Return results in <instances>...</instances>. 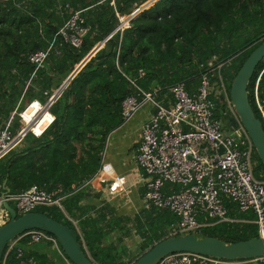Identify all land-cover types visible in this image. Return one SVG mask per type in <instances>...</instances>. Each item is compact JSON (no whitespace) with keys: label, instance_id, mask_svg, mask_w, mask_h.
Segmentation results:
<instances>
[{"label":"trees","instance_id":"16d2710c","mask_svg":"<svg viewBox=\"0 0 264 264\" xmlns=\"http://www.w3.org/2000/svg\"><path fill=\"white\" fill-rule=\"evenodd\" d=\"M71 10L81 11L89 28L79 48L66 43L60 34ZM136 12L128 27L118 30L121 19ZM262 41L264 0H115L114 6L111 0H0V128L15 111L26 108L25 101L45 102V92L60 89L104 42L51 108L54 123L39 137L29 133L0 160V197L7 192L24 193L34 186L60 192L66 196L63 209L57 205L40 206L34 212L74 229L84 251L96 264L117 261L109 257L112 250L101 248L102 239L114 234L139 237L137 258L120 264L135 263L169 237L168 228L178 223V217L153 206L133 218L117 217L107 204L92 205L101 196L91 183L86 184L101 167L107 136L122 125L124 100L138 93L132 82L159 97L182 82L192 92L200 85L199 75L207 63L217 57L225 63L222 75L230 87ZM38 51L49 53L40 69L29 61ZM263 68L264 61L248 91L251 106L264 128L255 100V86ZM258 91L264 101V76ZM217 103L220 116L224 106L219 100ZM45 124L47 117L41 118L38 130ZM20 128L17 117L11 129L17 134ZM253 159L254 176L264 181V165L256 151ZM225 203L233 221L208 220L196 236L214 237L226 244L258 238L256 214L240 212L230 199ZM10 204L15 207L13 202ZM9 220L8 212L2 208L0 226ZM27 243L29 239L22 241L23 246ZM27 255L37 264H59L37 251Z\"/></svg>","mask_w":264,"mask_h":264},{"label":"built area","instance_id":"2783aa9c","mask_svg":"<svg viewBox=\"0 0 264 264\" xmlns=\"http://www.w3.org/2000/svg\"><path fill=\"white\" fill-rule=\"evenodd\" d=\"M111 5H115V0H111ZM136 14L138 12L132 16ZM130 18L126 21L122 18L118 30L127 28ZM88 32L82 12L71 10L60 34L66 43L79 48ZM48 55L47 51H38L30 56L29 61L40 69L45 66ZM224 65L213 57L199 75L200 85L192 92L184 82L172 86L170 106H165L156 94L145 92L135 82L132 83L138 90L137 95L126 98L122 104L123 126L145 107L153 108L142 127L136 160L142 169L146 205L169 210L178 217V223L169 229V236L195 234L208 225V220L233 221L225 203V199H230L240 212L253 211L256 214L258 238L264 240V181L254 176L255 146L232 102L231 86L222 75ZM263 76L264 68L255 86V100L264 118V101L258 91ZM56 93L45 92V102L34 100L26 109L10 116L0 128V160L19 146L29 133L39 137L54 123L51 108L59 99L55 98ZM217 100L224 106L220 116ZM17 117L21 128L14 134L11 128ZM45 117L47 124L39 131L38 123ZM229 117L235 120V127L230 125ZM118 182L124 184V178H119ZM59 194L39 186L20 194H5L0 198V215L3 201L13 202L19 216L34 212L40 206L57 205L63 209L62 201L66 196ZM201 218L205 222H200ZM24 239H29L31 244L50 242L59 248L53 236L38 230L29 231L8 244L2 264H37L35 258L27 255L22 245ZM245 262L264 264V256ZM160 264L245 263L195 253H177L165 257Z\"/></svg>","mask_w":264,"mask_h":264},{"label":"water","instance_id":"95a60500","mask_svg":"<svg viewBox=\"0 0 264 264\" xmlns=\"http://www.w3.org/2000/svg\"><path fill=\"white\" fill-rule=\"evenodd\" d=\"M135 16H132L129 22ZM103 44L104 43H100L92 54L89 55L79 68L67 79V81L57 91L55 98H59L61 96L79 70ZM263 61L264 41H262V43L251 54L235 77L231 85L230 95L241 122L250 135L258 157L264 165L263 123L255 115L249 100L248 91L250 81L253 79L257 68ZM228 120L232 127L236 126V122L233 118L229 117ZM112 132H110V134ZM109 135L105 143L99 171L103 166V159L105 157ZM99 171L86 184L91 183L98 175ZM5 194L2 196L4 197ZM1 206L8 212L10 220L6 224L0 226V264H2L4 253L8 244L27 232L34 230L42 231L55 237L71 264H96L84 251V246L79 242V234L68 225H64L52 219L48 215L37 212H31L24 214L23 216H19L16 209L7 201H3ZM177 253H195L231 262L241 259L251 260L264 256V240L261 238H254L248 241L226 244L214 237L200 238L194 233L181 236H169L148 250L133 264H160L165 257Z\"/></svg>","mask_w":264,"mask_h":264},{"label":"crops","instance_id":"0c3cea01","mask_svg":"<svg viewBox=\"0 0 264 264\" xmlns=\"http://www.w3.org/2000/svg\"><path fill=\"white\" fill-rule=\"evenodd\" d=\"M157 97L165 106L172 104L170 92L162 97ZM152 112L153 108L147 106L131 122L125 126L122 124L111 134L109 133L103 167L91 182L94 192L101 196L100 199L92 201V205L100 207L107 204L114 210V215L117 217L133 218L148 208L143 200L142 169L137 163L136 156L141 143L142 127L149 120ZM133 135H136L139 140H136V137L133 140ZM119 178H124V184L118 182ZM96 238L97 236L93 237L92 241ZM140 242L141 239L137 236L123 238L121 235L114 234L109 239H102L101 248L112 250L109 257L117 258L115 264L129 263L139 255ZM23 247L26 252L37 251L53 257L59 264H70L63 254L64 260L60 258L57 252L59 248L54 244L52 246L50 242L27 243ZM90 257L92 258L91 254ZM92 260L94 259L92 258Z\"/></svg>","mask_w":264,"mask_h":264},{"label":"rangeland","instance_id":"374dc122","mask_svg":"<svg viewBox=\"0 0 264 264\" xmlns=\"http://www.w3.org/2000/svg\"><path fill=\"white\" fill-rule=\"evenodd\" d=\"M146 5H148V4H146ZM146 5H145V6H146ZM145 6H144V7H145ZM126 20H127V18H123V21H126ZM253 32H254V29L251 30V33H253ZM63 84H64V83H63ZM63 84H62V85H63ZM57 90H58V89H57ZM57 90H55V92H56ZM30 103H31V102H27V101H25V102H24V106L27 108L28 105H29ZM26 108H25V109H26ZM134 137L137 138L136 140H139L138 137H137L136 135H133V136H132V139H133V140H135ZM103 153H104V150H103ZM103 153H102L101 157L103 156ZM57 252L59 253L60 258L63 259V255H62V253H61L59 250H58ZM63 260H64V259H63ZM65 262H66V261H65ZM236 262H237V261H236ZM244 263H245V264H251V263H248V262H245V261H244Z\"/></svg>","mask_w":264,"mask_h":264},{"label":"clouds","instance_id":"9594fccd","mask_svg":"<svg viewBox=\"0 0 264 264\" xmlns=\"http://www.w3.org/2000/svg\"><path fill=\"white\" fill-rule=\"evenodd\" d=\"M58 90H59V89H58ZM58 90H57V91H58ZM230 90H231V89H230ZM102 167H103V166H102ZM101 169H102V168H101ZM100 171H101V170H100ZM100 171H99V172H100ZM9 194H10V193H9Z\"/></svg>","mask_w":264,"mask_h":264}]
</instances>
